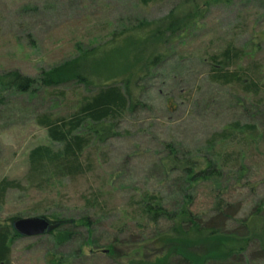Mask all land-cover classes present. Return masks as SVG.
<instances>
[{"label": "rangeland", "instance_id": "obj_1", "mask_svg": "<svg viewBox=\"0 0 264 264\" xmlns=\"http://www.w3.org/2000/svg\"><path fill=\"white\" fill-rule=\"evenodd\" d=\"M192 13L196 18L186 21ZM169 17L179 19V31L166 32L157 44L147 43L148 32L141 33L146 45L140 44L143 52L129 65L141 74L133 85L140 106L117 121L115 137L85 151L82 162L86 168L80 176L46 188L31 186L28 155L38 146L60 147L50 142L37 118H68L96 89L73 83L39 90L33 96L0 92L4 98L0 105V183L18 185L0 194V225L41 217L50 226L40 237L13 238L9 264L154 261L161 239L153 243L152 239L169 232L171 226L165 221L157 227L138 223V202L143 193H151L162 197L168 210L182 203L175 193V184L182 181L178 172L166 177L161 167L166 144L178 157L186 153L194 159L211 158L221 150L208 147L207 141L228 125H254L264 133V0H148L147 4L141 0H0V74L18 71L34 79L40 70L102 46L104 52H113L115 67L123 69L131 60L129 55L128 64L117 60L126 56L124 42L139 36L112 42L111 34H124L145 23L163 31ZM230 44L245 57L234 59L228 71L245 82L253 80L257 92L212 79L210 69L217 65L212 59ZM152 51H160L165 58L147 69L145 61ZM244 151L242 179L238 175L225 178L218 187L202 183L193 192L189 210L206 222L213 215L214 194L235 204L239 207L235 221L225 231L234 234L242 246L247 243L237 264H264V258H253L264 247V218L249 221L253 222L248 226L249 240L240 223L258 200L264 201V143ZM208 244L200 242L203 247ZM110 245L117 247L120 258L106 255ZM177 258L172 256L169 264H180Z\"/></svg>", "mask_w": 264, "mask_h": 264}, {"label": "trees", "instance_id": "obj_2", "mask_svg": "<svg viewBox=\"0 0 264 264\" xmlns=\"http://www.w3.org/2000/svg\"><path fill=\"white\" fill-rule=\"evenodd\" d=\"M141 2L147 4L148 0H141ZM195 14L187 15L186 21L194 20ZM179 24V19L169 17L167 24L163 25L165 28L163 31L159 28H151L145 23L125 31L124 34L112 33L110 36L112 42L120 38L125 39L130 35L139 36L137 40L128 39V43L125 40L126 56L122 55L117 59L128 64L127 55L131 57L130 63L123 67L125 71L121 67H115L114 62L111 61L113 52H104L105 47L102 46L84 51L75 58L48 70H40L35 79L23 76L18 71L0 74V92H12L23 96H33L39 90L46 91L73 83L85 89H96L95 94L85 98L76 112L68 118L52 119L46 115L37 118V125L46 130L50 142L60 147L54 149L52 146H38L30 151L27 181L31 186L46 188L61 179L85 173L86 167L82 162L85 151L95 143L102 144L115 137L117 121L140 106L137 98L134 97L133 85L141 78V74L129 68V65L135 62L143 52L140 51L142 49L139 48L140 44L159 43L166 32L174 35L179 31L181 26ZM145 32H148L146 42L140 38L141 33ZM159 52L150 53L145 61L147 69L156 67L164 60L165 56ZM241 57H245L243 51L232 47L231 44L228 45L217 58L212 59L213 64L217 65L210 69L211 77L214 81L224 84H240L248 93L251 91L255 93L257 85L253 80L245 82L241 76L228 71L234 59L238 60ZM123 74L125 78L119 81L113 80L115 76H123ZM96 78H99L98 81ZM3 100L4 98L0 97V105ZM259 143H264V133H259L254 125L234 123L226 126L207 141L208 147L218 146L221 150L211 158L194 159L186 153L184 157H178L179 153L176 155L173 147L166 144V157L162 159L161 167L166 177L170 172H178L179 179L182 181L175 184V193L178 197H182V203L179 201L177 209L168 210L162 197L151 193L141 195L138 202L137 222L144 226L157 227L159 222L165 221L171 227L169 232L152 239V243L161 239L157 242L161 244L160 254L154 261L138 264H169L172 256L180 257L177 258L180 264L240 263V256L245 252L247 243L242 246L240 240H234L232 237L234 234H228L225 231L227 225L235 221L239 207L227 203L221 195L216 193L212 198L213 215L206 222L193 215L189 208L195 199L193 192L202 183H213L218 187L225 178L234 179L238 175L242 179L246 171L243 161L245 160L244 148H251ZM199 160L202 161L199 162ZM17 187L15 183L3 181L0 183V194L2 196L7 189ZM259 218H264V201L262 200H258L248 217L240 222L245 238L250 234L248 226L253 223L249 221ZM261 234L264 235V233ZM19 237L12 225H0V264H9L11 241ZM200 242H209V244L203 247ZM196 245H200L201 248L195 250ZM116 248L112 245L106 247V255L114 259L120 258V252ZM255 255L253 254V258H264V247L261 246V250L255 252Z\"/></svg>", "mask_w": 264, "mask_h": 264}, {"label": "water", "instance_id": "obj_3", "mask_svg": "<svg viewBox=\"0 0 264 264\" xmlns=\"http://www.w3.org/2000/svg\"><path fill=\"white\" fill-rule=\"evenodd\" d=\"M12 227L20 237L24 238L43 236L50 229L49 223L41 217L18 219Z\"/></svg>", "mask_w": 264, "mask_h": 264}]
</instances>
